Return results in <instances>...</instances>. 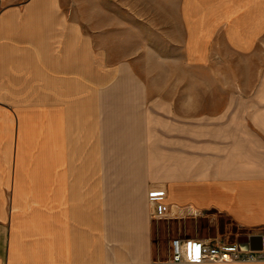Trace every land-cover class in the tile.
Here are the masks:
<instances>
[{"label": "crops", "instance_id": "0c3cea01", "mask_svg": "<svg viewBox=\"0 0 264 264\" xmlns=\"http://www.w3.org/2000/svg\"><path fill=\"white\" fill-rule=\"evenodd\" d=\"M181 1L191 63L210 62L224 45L241 54L264 48V0ZM60 20L58 0L0 12V264H188L163 252L148 200L155 184L167 188L165 220L223 215L248 234L241 248L256 261L216 264H264V125L189 119L158 126L152 141L105 139L88 171L71 140L67 102L76 88L67 91ZM128 80L133 92L148 84ZM216 81L224 94L236 83Z\"/></svg>", "mask_w": 264, "mask_h": 264}, {"label": "rangeland", "instance_id": "374dc122", "mask_svg": "<svg viewBox=\"0 0 264 264\" xmlns=\"http://www.w3.org/2000/svg\"><path fill=\"white\" fill-rule=\"evenodd\" d=\"M31 1L0 0V12L23 9ZM181 2L58 0L64 16L59 29L60 37L64 31L67 91L71 87L73 94L76 88V95L67 102L71 140L80 142L83 162H91L83 164L88 171L91 166L93 172V156L105 155L100 147L105 139L152 141L158 126L191 123L189 119L264 125V48L241 54L224 45L210 62L191 63L184 51ZM43 11H48L46 5ZM199 77L209 78L211 83H190V78ZM128 78L148 84L140 86L145 88L142 92L129 91L138 85H129ZM217 78L236 83L226 85L229 90L224 94L218 89ZM233 109L242 110V115L219 116ZM190 110H202L210 117H186ZM246 110L257 115H245ZM171 112L174 116H169ZM121 129L131 131L118 133ZM155 229L163 252L168 251L169 240L178 231L187 238L221 236L240 243L248 237L223 215L181 222L160 219Z\"/></svg>", "mask_w": 264, "mask_h": 264}, {"label": "built area", "instance_id": "2783aa9c", "mask_svg": "<svg viewBox=\"0 0 264 264\" xmlns=\"http://www.w3.org/2000/svg\"><path fill=\"white\" fill-rule=\"evenodd\" d=\"M168 192L163 184L152 185L149 199L154 219L167 218L171 208L166 202ZM264 243V235H262ZM170 260L176 263L200 264L205 262L227 263L235 261H256L255 251L242 250L240 242L215 238L174 237L170 242Z\"/></svg>", "mask_w": 264, "mask_h": 264}]
</instances>
